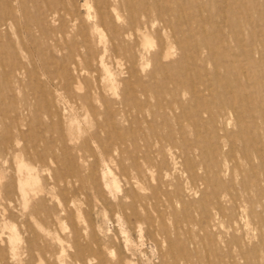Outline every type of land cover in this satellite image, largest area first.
Returning <instances> with one entry per match:
<instances>
[{
    "label": "rangeland",
    "instance_id": "obj_1",
    "mask_svg": "<svg viewBox=\"0 0 264 264\" xmlns=\"http://www.w3.org/2000/svg\"><path fill=\"white\" fill-rule=\"evenodd\" d=\"M263 234L264 0H0V264H264Z\"/></svg>",
    "mask_w": 264,
    "mask_h": 264
},
{
    "label": "bare ground",
    "instance_id": "obj_2",
    "mask_svg": "<svg viewBox=\"0 0 264 264\" xmlns=\"http://www.w3.org/2000/svg\"><path fill=\"white\" fill-rule=\"evenodd\" d=\"M97 11H98V13H97V16L99 17V21H100V24L101 25H104L105 24V16H104V13H103V11H102V8L100 7V6H98V8H97ZM111 11V10H110ZM113 11H114V13H115V18H116V20L117 21H120L119 19H120V16L117 14V12L115 11V9H113ZM109 18H110V13H109ZM133 18H135V17H133ZM137 20V19H136ZM72 21H74L73 19H72ZM111 28H113V29H116V26H115V24L113 23V22H111ZM96 27V30H97V26H95ZM99 31V30H98ZM126 36L127 37H129V38H138V36H140V38H142V39H146V41L149 43L150 41H149V39L145 36V33L144 32H141L140 30H138V29H136V30H134V31H132L131 33H126ZM100 43H103V36L101 35V37H100ZM112 48V47H111ZM172 48V47H171ZM105 53H106V51L104 50L103 51V54H102V56L98 59V64H99V66L107 73V72H110V71H108V67H106L105 66V64H104V62H103V59H104V57L106 56L105 55ZM143 54H145L144 53V51H143ZM184 63V62H183ZM125 72H123V74H126V75H128V74H131V70L130 69H128V68H124L123 69ZM111 73V72H110ZM196 83V82H195ZM220 143L221 144H226L227 142L226 141H224V140H220ZM262 152V151H261ZM233 159L235 160V156H233V155H231L230 156V161L231 162H233ZM224 164H226V163H224ZM223 167H225V166H223ZM226 168V167H225ZM229 171V170H228ZM233 171V170H232ZM233 173V172H232ZM233 195V194H232ZM258 226H259V224H258ZM259 228V227H258ZM10 229V228H9ZM8 229V230H9ZM259 230V229H258ZM263 233V232H262ZM264 235V234H263ZM264 239V238H263Z\"/></svg>",
    "mask_w": 264,
    "mask_h": 264
}]
</instances>
